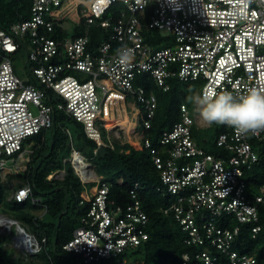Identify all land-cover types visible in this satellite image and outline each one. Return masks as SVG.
<instances>
[{"label":"built area","instance_id":"obj_1","mask_svg":"<svg viewBox=\"0 0 264 264\" xmlns=\"http://www.w3.org/2000/svg\"><path fill=\"white\" fill-rule=\"evenodd\" d=\"M32 2L30 19L0 28V171L15 174L20 162L28 165L33 151L31 146L23 149L25 140L52 130L60 112L83 125L86 136L97 144L96 154L102 147L116 148L112 137L127 145L128 131L121 124L127 113L135 123L131 134L141 124L151 129L158 100L136 84L140 74L152 76L164 91L170 89L169 80L177 78L200 81L199 96L227 91L239 97L252 90L264 94V0H81L76 6L83 8L87 34L65 39L54 37V23L62 17L53 13L70 0ZM115 5L120 8L113 11ZM94 26L110 34L91 50L89 33ZM144 29L159 32L165 40L149 44ZM125 46L134 50L127 66L120 64L117 54ZM23 54L28 63L25 74L35 83L16 71L12 56ZM200 110L197 104L196 112ZM181 115V121L162 134L160 149L144 135L141 146L132 147L151 150L160 177L155 189L171 201L165 214L174 215L186 245L203 248L195 254L200 264H259L239 247L243 225L253 239L264 236V183L248 192L245 179L259 160L252 142L264 130L237 134L227 125L193 117L186 105ZM213 125L220 129L215 140L222 151L218 155L207 152L193 135L194 128ZM63 131L70 139L74 172L83 183L97 182L85 198L90 204L86 217L63 251L78 257L80 264H144L127 257L130 249L149 238L139 184L129 191L128 205L110 201L109 184L73 147L70 129ZM64 176L59 172L50 178ZM31 194L27 184L13 198L25 203ZM29 237L30 249L19 234L16 246L31 255L40 253L46 238L39 242ZM189 258L183 255L180 264H190Z\"/></svg>","mask_w":264,"mask_h":264},{"label":"trees","instance_id":"obj_2","mask_svg":"<svg viewBox=\"0 0 264 264\" xmlns=\"http://www.w3.org/2000/svg\"><path fill=\"white\" fill-rule=\"evenodd\" d=\"M72 2L73 0H70L69 3ZM32 6V0H0V28L7 30L15 23L30 19ZM119 8L120 5H115L113 11ZM86 30L87 25L83 19L80 25L74 26L72 32L62 27V22L54 23V37L59 39L77 38L87 34ZM109 34L110 32L101 27H92L89 33V49L94 50ZM143 34L152 45L165 40L157 31L144 29ZM161 47L162 45L158 46ZM135 82L157 97L158 106L151 129L145 130L142 124L140 126L143 128L144 137L152 141L153 147L160 149L159 140L162 134L181 121V106L188 107V94L184 89L186 82L172 78L169 80L168 91L162 90L149 74L137 75ZM63 128H69L72 132L73 147L84 157L88 156L94 160L98 174L109 184L110 201H114L116 205H128L132 202L129 191L135 184H139L137 193L148 216L146 232L149 238L141 246L127 252V257L130 253L138 256L134 259L128 257L130 260H139L144 264H180L182 256L188 255L190 264H200L195 260V254L203 248L186 245L184 233L174 215L164 212L171 201L155 189L160 184V177L151 150H140L126 145L122 147L117 144L114 150L107 149L108 154L104 156L96 154L97 144L86 136L83 125L63 112L57 114L52 130L25 140L23 149L31 146L33 151L25 172L14 174L0 171V214L17 221L39 242L46 238L42 251L25 260L16 258L14 254L18 253V249L7 248L5 236H1L0 264H80L78 257L65 254L63 246L72 239L74 231L81 226L89 210V202L82 197L84 186L71 166L65 171L64 179L50 178L51 175L62 172L66 165V158L60 157V153L66 148L69 156L72 155L70 139ZM214 128L215 135L210 147V141L199 134L200 130L194 128L193 135L196 140L197 137L201 139L197 142L202 143L207 152L218 155L222 151L217 147L215 140L220 129L216 126ZM252 145L259 160L246 172L248 192L257 191L264 183V133L254 139ZM14 179H18L20 183L13 190L10 188V182ZM27 184L32 188L30 198L25 203H17L13 194ZM261 210L263 214L264 208ZM224 219H221L222 222ZM228 221L236 225L233 218ZM248 231V226L243 225L240 236L243 246L239 249L255 256L259 264H264V236L253 239ZM52 236L53 250H50Z\"/></svg>","mask_w":264,"mask_h":264},{"label":"clouds","instance_id":"obj_3","mask_svg":"<svg viewBox=\"0 0 264 264\" xmlns=\"http://www.w3.org/2000/svg\"><path fill=\"white\" fill-rule=\"evenodd\" d=\"M119 62L123 66L130 64L134 50L126 46L117 49ZM200 116L208 124L227 125L237 134L264 130V94L252 90L239 97L231 92L197 96Z\"/></svg>","mask_w":264,"mask_h":264},{"label":"rangeland","instance_id":"obj_4","mask_svg":"<svg viewBox=\"0 0 264 264\" xmlns=\"http://www.w3.org/2000/svg\"><path fill=\"white\" fill-rule=\"evenodd\" d=\"M71 25V24H70ZM12 60L14 62V65L16 67V71L18 73V75L22 78L27 80V78H30L31 82L35 83V79L34 77L30 76V75H26L25 74V70L27 69V64L26 63V55L23 54V56L20 55H13L12 56ZM186 86H184L185 91H187L188 94V101H187V105L189 107L190 113L193 117H195L196 115L199 116L200 112H196V107H197V102H196V98L198 95V92L200 91V88L202 86V84L200 83V81H196V82H186L185 84ZM137 134L138 136H140V139L142 140V135H143V128L141 126H138L137 128ZM199 134H201L203 137L205 136L206 139H208L210 141L209 143V147L212 145L213 143V138L215 135V128L214 125L211 128H202L200 129ZM103 136L105 140H109L107 134L105 133V129H103ZM112 141H114L116 143V145H121L120 143H118V141L116 140L115 137L111 138ZM197 140L199 141L200 139L197 137ZM71 146V143H70ZM123 147V145H121ZM129 147V146H127ZM126 148V147H124ZM60 157H65V167L63 169V174H65V171L71 166V156H69L68 154V150L65 148L61 153H60ZM89 163L93 166V168L95 169L96 173L98 174V170L96 168V164L94 162V160H92L90 157H85ZM27 163L26 162H20L19 164V168H18V173H23L25 172L26 168H27ZM16 174V173H15ZM6 175V174H4ZM56 175V173L54 174ZM75 175L80 179V177L75 173ZM80 181L82 182L84 188H83V193H87L89 195H91L93 188L97 185V182H91V183H83V181L80 179ZM20 183V181L18 179H14L10 182V188L13 189L15 188L18 184ZM14 190V189H13ZM6 218H9L5 215L0 214V221L1 220H5ZM5 236V241H6V247L7 248H17L18 249V253L14 254V256L17 258H23L25 260L31 258V254L27 253L24 249L21 250L16 246V240L18 238V231H17V225L15 224H10L9 222L3 223V225H0V237L1 236ZM51 245L49 246L50 250H53V236L51 237ZM27 255V256H26ZM129 258L134 259L137 258L138 256H133L131 253L128 255ZM36 261V259H35ZM43 262V260L41 261Z\"/></svg>","mask_w":264,"mask_h":264},{"label":"crops","instance_id":"obj_5","mask_svg":"<svg viewBox=\"0 0 264 264\" xmlns=\"http://www.w3.org/2000/svg\"><path fill=\"white\" fill-rule=\"evenodd\" d=\"M81 1V0H73L72 3H67L61 10H57L56 12L53 13V16H58L62 17L61 19L58 18V22H62V27H64L66 30L72 32L74 29V26L80 25L82 22L81 19V14H83V8L82 7H77L76 2ZM71 24V25H70ZM131 108L134 107V103H131L130 105ZM122 109V113H126L124 108ZM123 121L121 122L124 127L127 128L128 135L125 137L126 141V146H129L130 148L132 147H140L142 140L140 139V136H138L137 132L135 134H131V129L135 125V123L131 120L132 118L127 114L123 116ZM124 146V145H123ZM82 197L88 198L87 193H83ZM8 221H3V223H6ZM11 224V223H10Z\"/></svg>","mask_w":264,"mask_h":264},{"label":"water","instance_id":"obj_6","mask_svg":"<svg viewBox=\"0 0 264 264\" xmlns=\"http://www.w3.org/2000/svg\"><path fill=\"white\" fill-rule=\"evenodd\" d=\"M99 153L101 156H104L106 154H108V150L104 147L100 148L99 149ZM5 220H7L9 223L11 224H15L17 225V231H18V234L21 236V234L23 235H26V236H31L29 233H27V231L15 220H12L10 218H6ZM1 221H0V225H1Z\"/></svg>","mask_w":264,"mask_h":264},{"label":"bare ground","instance_id":"obj_7","mask_svg":"<svg viewBox=\"0 0 264 264\" xmlns=\"http://www.w3.org/2000/svg\"><path fill=\"white\" fill-rule=\"evenodd\" d=\"M3 221H5V220H1V222H3ZM21 239L24 240V242L26 243V246L28 247V249H30L31 238L29 236L21 234Z\"/></svg>","mask_w":264,"mask_h":264}]
</instances>
